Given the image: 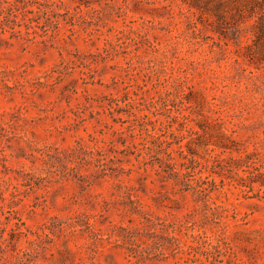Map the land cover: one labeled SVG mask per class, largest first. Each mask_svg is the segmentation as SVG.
<instances>
[{"label":"rangeland","instance_id":"374dc122","mask_svg":"<svg viewBox=\"0 0 264 264\" xmlns=\"http://www.w3.org/2000/svg\"><path fill=\"white\" fill-rule=\"evenodd\" d=\"M243 3L0 0V264H264Z\"/></svg>","mask_w":264,"mask_h":264},{"label":"trees","instance_id":"16d2710c","mask_svg":"<svg viewBox=\"0 0 264 264\" xmlns=\"http://www.w3.org/2000/svg\"><path fill=\"white\" fill-rule=\"evenodd\" d=\"M237 1L244 2L242 7L239 8V10L244 9L246 7L248 16H251L253 14H257L258 17L263 16L264 0H237ZM167 166L171 167L169 163H167ZM19 264H30V263L28 262L27 259L26 261H20Z\"/></svg>","mask_w":264,"mask_h":264}]
</instances>
